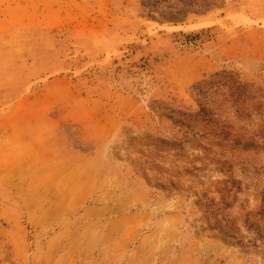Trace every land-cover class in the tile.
Here are the masks:
<instances>
[{
  "label": "rangeland",
  "instance_id": "rangeland-1",
  "mask_svg": "<svg viewBox=\"0 0 264 264\" xmlns=\"http://www.w3.org/2000/svg\"><path fill=\"white\" fill-rule=\"evenodd\" d=\"M0 264H264V0H0Z\"/></svg>",
  "mask_w": 264,
  "mask_h": 264
}]
</instances>
